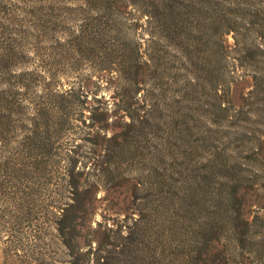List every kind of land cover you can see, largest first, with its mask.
Segmentation results:
<instances>
[{
    "label": "trees",
    "instance_id": "16d2710c",
    "mask_svg": "<svg viewBox=\"0 0 264 264\" xmlns=\"http://www.w3.org/2000/svg\"><path fill=\"white\" fill-rule=\"evenodd\" d=\"M87 1L85 7L62 9L81 20L69 29L63 24L66 17L50 19L24 0H0V142L6 141V133L22 131L15 161L24 173L47 165L44 150L52 134L63 130L59 123L86 112L81 107V98L88 97L85 81L43 94L39 101L27 99L35 83L53 81L34 60L37 40L48 31L56 30L64 45L97 49L98 78L127 86L121 101L93 111L100 118L92 121L104 123V132L108 120L117 118L124 124L122 133L143 128L154 133L162 122V89L170 84L180 87L183 103L191 90L209 91L219 110L227 113L231 69L251 72L255 84L262 80L258 66H264V0H144L142 18L132 13L130 18L119 0ZM131 5L138 7L140 0ZM250 31L255 37L251 42ZM231 34L232 49L225 41ZM230 51L237 56L232 63ZM155 92L161 94L153 103ZM16 118L27 125L19 128ZM117 145L122 147L121 142ZM232 159L227 151L219 152L207 162L202 178L193 180L189 174L178 182L168 170L151 168L154 184L134 185L148 195L130 209L128 231L116 236L108 227L100 237L101 223L93 224L107 199H98L100 185L82 181L87 157L70 150L61 161L66 182L61 189L68 191V200L64 207L54 205L58 200L52 205L68 264H264V166L255 172V163L239 165Z\"/></svg>",
    "mask_w": 264,
    "mask_h": 264
},
{
    "label": "rangeland",
    "instance_id": "374dc122",
    "mask_svg": "<svg viewBox=\"0 0 264 264\" xmlns=\"http://www.w3.org/2000/svg\"><path fill=\"white\" fill-rule=\"evenodd\" d=\"M133 1L119 0L118 4L125 7L130 18H142L140 13L145 9L144 0H140L138 7L129 6V2ZM24 3L38 9L39 13L47 12L50 19H57L59 15L66 17L63 24L69 29L81 25V20L77 15H67L62 9L89 4L87 0H24ZM142 23H145L144 19ZM56 33V30L48 31L38 38L34 59L35 65L49 72L53 81L35 83L27 99L30 97L32 101H39L43 94L69 90L85 81L88 97L81 98V107H85L86 112L82 117L76 109L79 117L71 116L59 123V128L63 130L52 134L47 150H44L47 165H39L34 171L24 173L26 171L19 170L20 165L16 166L17 141L23 135L20 129L6 133V141L0 142V264H68L66 252L54 228L53 212L56 213L57 209L54 210L52 205L58 200L59 204L54 205L64 207L61 205L68 200V191L61 189L62 185L66 187L64 162L61 161L70 150L87 157L83 162L88 166L82 181L100 185L98 199H107L100 204L93 224L95 228L97 222L101 223L100 237L106 235L108 227L114 230L111 235L117 236L120 230L128 231L130 209L139 204V198L147 199L145 196L148 195L146 191L137 192L134 185L137 182L148 188L153 185L151 168L160 173L168 170L177 182L191 177L189 174H194L193 180L200 179L211 156L227 151L234 163H255L253 171L262 170L263 65L258 66L262 77L258 84L253 81L251 72L231 69L229 75L233 77V82L227 113L219 110L209 91L202 88L191 90L192 98L183 103L179 98L180 87L170 84L162 89L164 94L158 103L162 122L154 133L149 135L148 128L122 133L124 124L122 119L117 118L108 120V130L104 132L101 130L104 123L92 121L100 118L99 114L93 115V111L97 108L100 112V107L107 103L121 101L127 86L113 83L110 77L102 82L96 69L98 50H91L85 45L78 48L72 43L64 45ZM248 38L250 42L255 38L251 31ZM225 41L230 49L234 47L232 34L227 35ZM235 58L236 53L230 51L228 61L232 63ZM158 94L161 92L152 94L153 103ZM18 121L15 124L19 128L28 123ZM8 128L6 126L4 131ZM115 134L116 139L110 141ZM120 142L122 147L117 145ZM106 147L108 151L105 155L103 150ZM78 166L81 167V163ZM182 172L185 174L181 175ZM149 195L153 199V195ZM85 233L88 234L87 227Z\"/></svg>",
    "mask_w": 264,
    "mask_h": 264
}]
</instances>
